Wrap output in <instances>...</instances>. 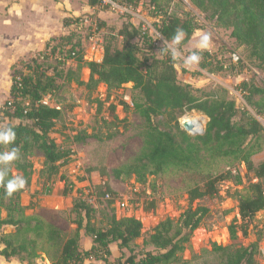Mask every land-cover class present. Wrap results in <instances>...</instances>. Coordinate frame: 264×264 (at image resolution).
<instances>
[{"label": "trees", "instance_id": "trees-1", "mask_svg": "<svg viewBox=\"0 0 264 264\" xmlns=\"http://www.w3.org/2000/svg\"><path fill=\"white\" fill-rule=\"evenodd\" d=\"M100 1L88 0L92 6ZM112 1L128 7H136L140 2ZM188 1L204 14L205 19L212 20L216 26L229 29L230 37L245 47L247 58L264 66V0ZM149 6L150 15L159 17L158 22L154 23V29L165 41H171L176 29L182 28L186 36L180 45H184L195 30L201 29L192 15H172L160 0H149ZM77 19L78 17H66L63 25L71 27ZM114 35L121 37V46L108 40L103 45L102 57L98 61L84 59L82 41L74 33L51 38L45 47V51H54L66 40L61 61L68 66L63 77L67 82L83 86L89 96L99 84L105 86L106 98H109L111 91L118 90L129 82L140 91L141 100L133 102L132 109L143 119L142 145L132 159L112 168L110 175L119 181L133 178L136 183L144 185L149 175L161 174L171 168L186 170L215 158L243 163L251 177L247 181L246 194L238 190L232 194L238 202L240 222L233 220L228 226L231 244L213 242L205 252L217 258L218 262L215 264H257L258 242L264 239V224L257 230L256 240L248 245L238 242L237 233L240 231L242 237H247L256 214L264 211V187L261 181L264 178V161L254 164L252 160V156L260 151L259 139L264 133V125L248 111L241 112L236 119L238 108L226 91L208 92L190 83L179 82L176 60L166 54L165 48L160 50V57H156L152 52V36L142 26L123 22ZM135 38L139 41H134ZM202 56L205 58L200 60V68L213 67L210 70L214 72L224 69L207 50L202 52ZM38 58L35 56L23 63V68L27 71L17 68L14 70L9 97L0 107V121L4 123L0 128L10 126L16 133L14 142L0 143V152L18 149V158L0 167H6V179L16 175L26 179L24 187L11 196L5 193L3 183L0 182V229L4 226L11 227L9 231H1L0 256L7 261L15 258L23 264H36L39 258L47 259L49 264H84L86 260L102 261L105 264H190L199 255H193L187 260L182 258L181 253L190 243L194 230L209 214L206 205L199 202L195 204V201L218 197V184L222 181L234 179L237 184L242 183V178L238 174L234 176L231 170L210 177L202 185H196L187 191L188 206L180 216L176 220L166 217L159 221L148 236L143 238V245L151 246L152 250L134 251L133 244L142 236L143 224L134 216L115 215L112 206L115 194L108 186L104 191L99 190L100 186H95L98 189L96 198L104 197L106 193L112 196L106 199L111 207L110 213L104 214L106 222L103 226L95 224V209L88 202L89 198L94 197V193L90 192L87 194L88 198L83 191L78 192L72 201L70 211L75 214L72 220L75 228L70 234L63 233L37 215L26 214L30 205L20 203V194L30 184L33 174L30 156L34 151L42 154L39 178H43V183L40 193L50 194L54 177L60 173L61 166L72 154L70 148L58 145L50 136L62 112L59 107L40 103L43 96L54 89L55 82L51 76H45L44 80L40 71L43 62H39ZM70 58L72 62L67 64L66 60ZM83 68L89 71L87 80L80 76ZM239 87L245 93L247 104L264 120V86L242 82ZM92 101L97 102V113H100L102 100L96 97ZM122 103L125 108H129L126 102ZM109 112L116 121L113 104L109 105ZM190 112L206 117L202 133L190 134L181 127L180 118ZM158 116L165 118L170 130H162L157 126L154 118ZM112 136L107 134L98 139ZM73 140L82 141L83 136L76 134ZM12 170L16 171L15 175ZM94 170L96 169L88 168L87 173ZM84 179L81 176L79 181ZM60 180L64 181L62 193L66 195L70 191L66 177L60 175ZM154 207L155 204L151 201L146 209ZM2 212L5 213L4 216L1 215ZM81 231L91 238L88 249L80 245ZM111 243H116L119 252L114 260H110Z\"/></svg>", "mask_w": 264, "mask_h": 264}, {"label": "rangeland", "instance_id": "rangeland-1", "mask_svg": "<svg viewBox=\"0 0 264 264\" xmlns=\"http://www.w3.org/2000/svg\"><path fill=\"white\" fill-rule=\"evenodd\" d=\"M160 1L167 7L168 13L180 17L189 13L201 26V29L194 31L186 44L178 46L182 55L187 56L193 51H198L201 60L204 57L202 52L207 50L215 62L224 66L223 70L214 72L210 70L213 67L200 68L199 63L186 67L182 59H176L175 68L178 81L190 83L208 92L226 91L227 96L235 101L238 108L236 119L241 112L248 111L264 125V120L257 116L254 109L247 104L244 98L245 93L239 87L242 82L264 86V66L255 60L248 59L245 47L230 37L229 29L216 26L212 20L205 19L204 14L188 0ZM70 2L73 3L76 10L88 5L87 9H83L84 11L79 15H74L73 11L68 8L67 13L73 14L68 17L85 16L96 21L98 28L101 29L102 45L108 40H112L116 45L121 46V37L114 34L123 22H131L136 26H143L144 24L148 34L152 36V46H154L152 52L156 57H160V50L162 48L167 49L171 42L165 41L156 33L154 23L158 22L159 17L150 15L149 0H140L136 7H128L112 0H101L92 7H89L88 0H70ZM125 6L129 12L124 11ZM69 33H74L82 41L85 60L98 61L101 59L102 52L93 49L87 41L91 27H82L81 29L69 27L65 35ZM201 34H208L209 36V46L204 50L196 48ZM65 41L63 40L54 51L47 53L44 50L41 56L40 53L36 56L39 57V62H43L40 68L43 78L45 76L54 77V89L47 94L50 95L53 106L59 107L62 112L60 118L56 120L54 131L50 133V136L55 139L58 145L70 148L72 154L61 166L60 173L54 177L50 194L40 193L43 183V178H39V171L42 169L43 162L42 154L34 151L33 155L30 156L33 163V174L30 184L20 194V203L24 206L30 205V208L25 211L26 214L37 215L59 228L63 233L70 234L75 228V224L72 222L75 214L70 211L72 201L78 192L83 191L87 198L89 197L87 194L90 192V194L94 193V197L89 198L88 202L95 209V224L103 226L106 222L104 214L110 213L111 206L105 197L96 198L98 189L95 186H100L99 190L101 191H104L105 187L108 186L115 194V201L112 205L115 215L117 217L134 216L143 224V234L134 241V251L152 250L151 246L143 245V238L148 236L151 229L159 221L166 217L176 220L180 216L188 206L187 191L191 187L202 185L210 177L231 170L234 176L238 174L242 178V183L237 184L234 179L222 181L218 184V197L195 201V204L199 202L206 205L209 208V214L203 219L201 225L194 230L190 243L181 253L182 258L187 260L193 255H199L190 264L217 263V258L205 251L210 249L213 242L221 245L231 244L228 226L233 220H236V223L240 222L238 202L232 194L235 190L242 194L247 193L246 186L251 173H247L243 163L215 158L186 170L171 168L161 174L149 175L144 185L136 183L133 178L126 181L114 179L110 175V170L132 159L142 145L143 119L132 109V103L141 100V93L133 88L132 83L129 82L120 89L111 91L109 98H106V88L103 84H99L96 91L89 96L83 86H78L74 82H67L63 76L68 65L61 61V56L66 49ZM134 41H139V39L135 38ZM233 52L239 56L237 62H233L230 57ZM206 60L208 61V59ZM22 65L20 64L17 70L27 71ZM86 69L83 68L80 74L83 80H87L89 75ZM96 97L103 102L100 113H97V102L92 101ZM122 102H126L129 108H125ZM110 104L115 106L116 121L112 119L109 112ZM192 116L201 118L202 130H204L207 119L196 112L182 116L180 123L185 117ZM154 121L162 130L171 129L169 123L161 116L155 117ZM13 122L17 121L13 120ZM3 126L4 123L0 121V127ZM76 134L83 136V140L74 141L73 138ZM107 134L113 136L103 138V140L98 139L99 136L104 137ZM259 144L260 151L252 156L254 164L264 161V133L260 136ZM88 168H95L96 170L87 173ZM12 174L15 175L16 171L12 170ZM60 175L66 177V184L70 189L66 195L62 193L65 185L64 181L60 180ZM81 176L85 178L83 181H79ZM261 181L264 187V178ZM151 201L154 202L155 207L148 210L146 208ZM1 215L4 216L5 213L2 212ZM263 224L264 211H260L249 226L247 237H242L240 231L237 233L238 242L242 245L254 242L257 238V230ZM10 229V226H4L0 229V234L2 230L9 231ZM81 234L84 235L83 231ZM262 239L259 240L258 246L264 250V240ZM80 245L84 249L89 248L91 245L90 238L84 235ZM110 247L114 251L110 257V260H113L119 255V252L116 244H112ZM124 252L128 254L127 250ZM0 262V264H18L19 261L15 258L4 261V258L0 256ZM89 262L105 264L102 261L94 260H86L84 264H89ZM256 262L257 264H264V254H258ZM35 263L49 264V261L45 258H39Z\"/></svg>", "mask_w": 264, "mask_h": 264}, {"label": "crops", "instance_id": "crops-1", "mask_svg": "<svg viewBox=\"0 0 264 264\" xmlns=\"http://www.w3.org/2000/svg\"><path fill=\"white\" fill-rule=\"evenodd\" d=\"M87 7L76 10L70 0H0V107L9 97L14 70L42 53L51 38L65 35L69 27L63 20L73 15L68 8L79 15Z\"/></svg>", "mask_w": 264, "mask_h": 264}, {"label": "clouds", "instance_id": "clouds-1", "mask_svg": "<svg viewBox=\"0 0 264 264\" xmlns=\"http://www.w3.org/2000/svg\"><path fill=\"white\" fill-rule=\"evenodd\" d=\"M186 36V33L182 28H177L174 35L171 38V42L167 46L166 54L173 60L182 59L184 65L191 66L197 65L200 61V55L198 51H193L187 56H183L178 46L182 43ZM209 46L208 34H201L196 48L204 50ZM16 133L12 127L0 128V143L10 144L15 141ZM18 158V149L12 148L10 151L0 152V166H6L12 161ZM6 167H0V182L3 183L5 193L11 196L15 191L24 187L26 179L23 176L16 175L11 178H7Z\"/></svg>", "mask_w": 264, "mask_h": 264}, {"label": "built area", "instance_id": "built-area-1", "mask_svg": "<svg viewBox=\"0 0 264 264\" xmlns=\"http://www.w3.org/2000/svg\"><path fill=\"white\" fill-rule=\"evenodd\" d=\"M124 11L129 12L126 6L124 8ZM71 27L76 29H81L82 27H86V28L91 27V33L89 34L87 41L89 45L92 46L93 49H97L102 52L103 45H102V39L100 37L101 29L98 28L96 21H94L91 17L78 16V19L73 22ZM142 27H143L142 29H146L144 24ZM47 53H49V50H47ZM230 57L233 62H237L239 60V56L235 52L231 53ZM71 62H72V58L66 60L67 64H70ZM40 103L45 106H53L52 99L50 98L49 94L44 95ZM104 197L106 199H110L112 196L109 193H106ZM260 253L264 254V250L262 248H259V255Z\"/></svg>", "mask_w": 264, "mask_h": 264}, {"label": "bare ground", "instance_id": "bare-ground-1", "mask_svg": "<svg viewBox=\"0 0 264 264\" xmlns=\"http://www.w3.org/2000/svg\"><path fill=\"white\" fill-rule=\"evenodd\" d=\"M190 119L193 123V131L199 132L202 131L203 123L200 117L192 116V117H185L184 120ZM203 119V118H202ZM204 122V121H203Z\"/></svg>", "mask_w": 264, "mask_h": 264}, {"label": "water", "instance_id": "water-1", "mask_svg": "<svg viewBox=\"0 0 264 264\" xmlns=\"http://www.w3.org/2000/svg\"><path fill=\"white\" fill-rule=\"evenodd\" d=\"M180 124H181V127L185 131L190 132L192 134H199V133H202L203 132V130L202 131H199V132L193 131V123H192V121L189 118L186 119V120H183Z\"/></svg>", "mask_w": 264, "mask_h": 264}]
</instances>
